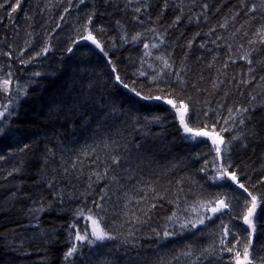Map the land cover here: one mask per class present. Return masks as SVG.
<instances>
[{"label": "trees", "instance_id": "1", "mask_svg": "<svg viewBox=\"0 0 264 264\" xmlns=\"http://www.w3.org/2000/svg\"><path fill=\"white\" fill-rule=\"evenodd\" d=\"M3 2L4 0H0V3ZM93 2L97 5L94 24L105 26L106 31L99 35L108 43L109 37H116L117 43H120V30L116 25L118 20L126 27L129 35L140 31L149 40L153 35L146 31L149 27H158L161 32L168 29L166 43L159 51L172 52L176 68L181 65L184 54L188 53L187 65L190 71L187 78L190 83L187 94L200 101L197 109L204 106L205 100L211 102L213 109L216 108L218 101L225 103V91L228 92V96L225 108L221 110L223 116L228 115V107L244 105L251 109L244 131L249 133L251 130L255 135L249 134L246 140L247 147L237 143L233 147L231 159L234 164L239 165L246 176L252 177L253 182L264 176V86L256 87L260 83V77L264 76V64L256 63L258 60H264V49L259 43L256 45L248 43L254 38L256 28L264 24L260 13L256 14L255 20L250 19L244 14L239 0H196L195 7L192 6L191 0H184L185 16L178 25L169 28L175 16L179 14V9L175 7L179 0H168L167 10H164V0H152L148 12L141 16L143 24L132 19L136 14L133 13L132 6L125 7L126 0H109L107 5L103 0H87L86 5L80 6V21L84 20V13ZM247 2L258 3L259 0ZM75 3L76 0H73V8L66 14L65 21L60 22L61 29L55 33L52 29L55 28L58 17L63 14L64 8L68 6V0H22L21 7L11 17L8 15L10 11L8 6L0 8V53L10 51L13 56V59L9 60L8 57L0 55V67L3 68L0 75L9 71L10 64L14 80L20 81L21 84L33 81L27 84V95L20 100L16 112L10 119L11 136L0 137V155L4 157L0 160V264H102L104 261L111 264L133 262L161 264L162 259L163 264H168L172 256L188 244L193 245L194 259L195 255H199L200 249L208 246L215 238L211 234L216 230L212 222H208L211 227L203 235L187 232L163 242L155 238L151 229L163 230L165 217L170 215L174 208L168 200L175 198L174 194L179 192L181 186L183 192H179V195L182 207L185 199L191 203L210 189L199 171L204 156L199 159L196 157V153H204L201 146H206L203 143L186 142L181 137L183 133L174 114L164 105L145 106L135 113L140 116L141 123L145 115L159 114L163 117L162 125H151L147 135L136 131L138 126L129 116L117 115L104 119V114L113 105L119 106L121 112L126 110L131 97L122 96L121 92L124 89L118 86L116 88L112 84L110 68L101 56L84 52L80 57L81 61L78 62L72 58L77 51L76 48L71 54L65 51L68 37L75 35L73 25L77 24L78 11L74 7ZM203 3L209 5L207 22L204 16H200L199 23L195 19L189 22L187 17L199 15ZM236 11H239L240 15L232 20ZM157 16H160L159 25L153 24ZM226 18L228 28L226 30L219 28V24L224 23ZM210 27H216L215 34L223 35L232 45L231 55L236 59L235 64L228 60L230 54L227 47L223 46V42L219 48L211 43L205 48L199 47L201 42L209 39L205 34ZM197 32L201 35L197 36ZM29 33L32 34L31 37ZM46 33L52 37L54 50L47 57L27 66L20 64L16 57L19 51L26 47L25 42L32 41V47L25 53L27 57L29 53L39 50ZM189 40L192 41L191 49L187 48ZM249 48L258 49L252 53L253 67L256 69L253 75L256 79L244 86L239 84V81L242 77L248 78L249 66L238 57L242 51ZM109 52L116 58L120 74L125 78H132L133 70L139 66L138 60L142 56L143 44L142 42L136 45L125 44L115 51L109 48ZM213 56H216V60L212 67H209ZM225 61H228L229 65L226 69L223 67ZM152 62L159 66V62L154 60ZM145 69L151 71L147 69V65ZM33 71L45 74L33 77L31 75ZM99 71L105 78L99 76ZM201 76L203 80L199 79ZM218 76L224 83L220 90L214 93L212 81ZM140 79L146 80L144 77ZM192 81H198V87L208 91L197 93L191 88ZM40 88L44 90L39 91ZM252 95L256 96L255 101H251ZM108 100L110 108H102L101 104L107 105ZM4 102L6 97L0 94V104ZM98 106L102 108L101 111L98 110ZM136 135L138 139L131 143ZM105 139L109 142L116 139L121 145L127 144L129 148V152H124L121 147L120 152L127 158L124 164L125 166L130 164L132 172L125 171L126 167L120 169L117 173L120 186L112 185L108 193L117 200L123 199L119 206L123 207L129 197L138 198L143 195L139 189L145 188L148 184H152L157 192L166 196V199L157 201L158 207L153 210L152 217L147 223L134 226L132 236H128L130 225L125 224L122 232L124 236L115 241H107L104 246L88 252L83 249V256L78 253L74 258L65 261V252L74 242V232L66 230L69 221L75 220L70 213L81 205L85 208L93 207L91 201L94 198L98 199L101 190L110 183L109 180L95 183L93 194L88 196L86 203L80 197V193L87 189L92 171L102 172L104 169V158L107 154L103 143ZM25 144L29 147L21 152L20 149ZM136 144H140L139 149L135 147ZM47 149H51L52 154H49ZM91 149L95 150L94 153ZM82 152H88V157L81 155ZM97 156L99 160L96 159ZM77 158L83 163H77L76 170L73 171L71 165ZM45 159L48 161L47 165L44 163ZM64 168L69 170L67 176L63 173ZM13 169L19 171L8 176V172ZM52 177H55L54 189H49L47 180ZM177 181H182V185ZM60 189H64V203L61 205L53 202L50 210L38 214V221L30 220L32 213L29 209L39 207L41 200L46 203L52 202L53 191ZM259 190L264 191V188ZM125 192L128 193L126 200L122 198ZM120 193L123 194L122 197ZM69 194L75 197L74 200L80 201L75 203L73 199L68 198ZM110 202L105 205L107 211L103 213L104 216L110 210L111 213L114 211L112 207L107 208ZM147 203L148 201H144L142 205H136L133 200L129 207L135 209L137 215L142 216L139 208L145 207ZM36 223L39 224V228L32 226ZM105 224L109 230H113L107 224V217ZM79 229L84 230L82 227ZM196 231L199 232V229ZM125 237L128 243L124 242ZM21 242L23 251L20 249ZM254 246L256 255L264 256L262 247L264 225L258 227ZM25 251L27 254H24ZM204 264H208V261H204ZM223 264H229L227 253Z\"/></svg>", "mask_w": 264, "mask_h": 264}, {"label": "snow or ice", "instance_id": "2", "mask_svg": "<svg viewBox=\"0 0 264 264\" xmlns=\"http://www.w3.org/2000/svg\"><path fill=\"white\" fill-rule=\"evenodd\" d=\"M22 0H4L0 3V8L8 6L10 11L9 17L21 7ZM241 7L244 10V14L249 16L250 19L255 20L256 14L260 13V18L264 20V0H259L258 3L249 4L247 0H239ZM87 0H76L74 5L77 9V24L73 25L75 31L74 36L68 37V43L65 51L69 54L73 53L77 45L81 42H85L87 52L93 55H99L106 61L107 67L110 68V79L114 81V86H118L127 91L130 94L131 99L128 101L129 107L121 112V109L117 105H113L111 109L104 114V119L109 117H115L117 115L129 116L135 125L138 127L136 131L144 135L148 134V131L153 124L163 123V117L159 114L145 115L143 116V123H141L140 116L136 115L141 108L149 105H164L167 106L173 114L175 120L178 122L179 128L182 130L183 138L186 142L193 144L203 143L207 151L204 153H196V157L199 159L202 155L204 159L199 171L203 174V178L208 183L209 187L215 190L207 197H200L195 201L189 203L187 199L184 200L183 207L180 202L179 192H183L182 186L179 192L174 194V199L168 200L169 203L174 205L170 215L165 217L166 223L163 226V230L152 228L151 232L154 234L157 240L168 241L170 238L176 236H182L187 232H191L193 235H203L211 226L208 222H212L215 225L216 230L211 234L215 237L208 246L200 249L199 255H195L193 251V245L188 244L184 249L175 253L168 261V264H204V261H208V264H223L225 254H228L229 264H264V256L256 255V248L254 246V240L258 236V227L264 225V191H260V188H264V176L260 177L257 181L253 182L251 176H246L243 173L239 165L233 163L231 154L233 147L239 143L240 145L247 147L246 140L249 134L255 135L254 132L249 130L246 133V121L250 118L249 113L251 109L244 105L235 107H228V115L225 117L222 115L221 110L225 108L228 92H224L225 103L217 102L216 108L211 107V102L204 101V106L197 109V105L200 104L199 100H194L191 94H187V88L189 86V80L187 78L190 71L187 65L188 53L184 54V59L181 65L176 68L175 61L172 59V52L159 51L166 43V37L168 35V29L160 31L158 27H149L146 31L152 33V38L149 40L143 32L137 31L131 35L126 30V27L118 20L116 21L117 28L120 30L119 40L117 43L116 37H109L110 43L103 40L99 33H104L106 28L104 25L97 26L94 24V18L97 15V5L92 3L91 7L84 13V20H79L80 6L86 5ZM103 3L107 5L109 0H103ZM152 0H126L125 7L132 6V11L136 15L132 19L138 23L143 24L144 21L141 18L143 13L148 12L151 7ZM184 0H179L175 4V7L179 9V14L175 16L171 28L173 25H178L182 18L185 16ZM191 4L195 7L196 0H191ZM169 4L168 0H164V10H167ZM73 8V0H68V6L64 8L63 14L58 17V22L52 32L61 29L60 22L65 21L66 14H69ZM201 13L195 17L189 15L188 21L192 22L193 19L197 23L200 21V16L205 17L207 22V12L209 5L203 3L201 5ZM103 14V13H101ZM240 15L239 11H236L232 16V20H235ZM149 19H151L149 17ZM160 16H157L153 24L159 25ZM243 27V26H242ZM219 28L227 29L228 21L225 19L224 23L219 24ZM216 27H210L208 33L205 35L209 37L208 40L200 43V48H205L208 43L215 45L217 48L223 46L227 47L229 52L228 60L235 64L236 59L231 55L232 45L227 42L225 37L220 34H215ZM239 29H237V32ZM215 34V35H214ZM196 35H201L197 32ZM245 35L247 33L245 32ZM31 37L32 34L29 33ZM52 37L49 34H45L44 42L39 46L38 51H34L25 57V53L28 48L32 47V41H26V47L21 49L16 57L19 63L27 66L28 64L39 61L54 50V45L51 42ZM143 44L142 56L138 60V67L132 72V78H125L120 74L116 58L110 55L109 48L113 51L117 50L125 44L137 43ZM249 45H256L259 43L262 49H264V24H261L256 28L254 38L248 41ZM90 45L91 47H87ZM192 41L187 42V48L191 49ZM243 48V46H240ZM157 50V51H153ZM213 51V49H208ZM258 51L256 48H249L242 51L238 59L244 61L249 67L247 69V79L243 77L239 81V84L247 86L252 83L256 78L253 73L256 69L253 67L254 61L252 59V53ZM0 55L6 56L9 60L13 59L10 51L2 52ZM159 62V66H156L152 61ZM216 56H213L212 62H209L208 66L212 67ZM256 63L264 64V60H258ZM151 71H147L145 69ZM228 61H225L223 67H228ZM9 71L0 75V94L6 97V102L0 104V137L5 135L11 136V124L10 119L16 112L20 100L27 95V84L33 81L25 82L21 84L20 81L14 80V74L11 71V65L9 64ZM0 73H3V68L0 67ZM41 71H33L31 75L33 77H40L44 75ZM226 75V73H225ZM146 78L141 81L140 78ZM203 80L201 76L199 78ZM234 79V78H233ZM224 83L219 79V76L212 81V92H218L220 86ZM264 86V76L260 77V83L256 87ZM191 88L197 93L201 91H208L207 89H201L198 87V81L191 82ZM256 96H251V101H255ZM225 134H230L226 136ZM104 147L106 150L111 149L110 154L104 164L103 171L93 170L88 178L87 189L80 193V197L86 203L88 196L93 194V185L99 183L101 180H109L110 183L105 185L101 190L98 199L91 201L93 207L85 208L84 206H78L74 209L73 215L75 220L83 218L86 221V226L81 231L75 220L70 224L71 229H75L74 242L71 247L67 249L64 255L65 261L69 258H74L78 253L83 256L84 246H87L89 250L96 247H102L107 241H115L124 233H116L105 224L106 217L103 215L107 211L105 202L111 199L108 194L112 185L120 186V179L117 175L118 171L122 167V163L126 162V157L121 154L120 148L123 147L124 152H129L127 144L121 145L120 141L112 139L109 142L108 139L104 140ZM29 147L25 144L20 149L21 152L25 151ZM137 149L140 148V144H136ZM94 153V149H91ZM49 154L51 149H47ZM81 155L88 157V152H82ZM209 156L211 157L209 159ZM4 157L0 155V160ZM99 160V157H96ZM47 159L44 163L47 165ZM77 163H83L79 158L73 161L71 168L76 170ZM19 169H13L8 172V176H12L13 172H18ZM68 168L63 169L64 175H68ZM82 171V169H81ZM129 171L130 169H125ZM93 177L95 179L93 180ZM182 185V181H177ZM55 177L47 180V187L54 189ZM203 187V186H202ZM139 191L143 195L137 197H129L124 203L123 208L127 209L124 213V222L120 225L124 227V224L130 225L128 228V236H132L133 228L135 225L147 223L152 217V212L158 207L157 201L165 200L166 196L156 191L152 184H148L145 188H140ZM151 193V196H149ZM125 197H128V193H124ZM64 189L59 191H53V201L45 202L41 200L39 207H33L29 209L32 213L30 220L39 219V213L46 210H50L53 202L63 204L64 203ZM69 199L75 198L72 194H69ZM135 200L136 205H142L144 201H148L145 207H140L139 212L141 215H137L135 209H131L129 206L132 201ZM36 202H34V205ZM162 207V205H159ZM238 209V210H237ZM236 221L240 223L237 224ZM39 228V224L32 225ZM203 226V227H201ZM199 229V232L196 230ZM139 230V229H137ZM128 243L127 237L124 240ZM264 247V246H262ZM20 249L23 251V242H21ZM24 254H27L25 251ZM102 264H111V262L104 261ZM134 264V262H133ZM163 264V259L161 260Z\"/></svg>", "mask_w": 264, "mask_h": 264}, {"label": "bare ground", "instance_id": "3", "mask_svg": "<svg viewBox=\"0 0 264 264\" xmlns=\"http://www.w3.org/2000/svg\"><path fill=\"white\" fill-rule=\"evenodd\" d=\"M87 47H91L90 45H88ZM76 50L77 51H75L74 52V54H73V56H72V58H74V60H77L78 62H80L81 61V56L82 55H84V52H87V50H86V44H85V42H81V44H79V45H77L76 46ZM76 61V62H77ZM67 65V64H66ZM106 68V67H105ZM106 71H108L107 69H106ZM100 73H98L99 74V76H101L102 75V73H101V71H99ZM109 72V71H108ZM109 74H110V72H109ZM101 77H103V78H105V76L104 75H102ZM112 81V84L114 85V81L113 80H111ZM103 83H105V81H103ZM116 87V86H115ZM117 88V87H116ZM42 90H44V88H40L39 89V91H42ZM45 90H48V89H45ZM36 91V90H35ZM121 94H122V96H126V98H127V96L128 97H131L130 96V94L129 93H127V91L126 90H123V92H121ZM29 102V101H28ZM107 102V105H104V104H101V107L102 108H105L106 109V107L107 108H110L109 107V105H110V100H108V101H106ZM24 107V106H23ZM100 106H98V110L99 111H101L102 110V108H101ZM71 111V110H70ZM171 112V111H170ZM178 123V122H177ZM181 137H183V135H181ZM138 139V136L136 135V137H133V139H132V142L131 143H133V142H135L136 140ZM201 149H202V151L203 152H205V151H207V148L206 147H204V146H201ZM110 152H111V149H108L107 150V154L105 155L106 157L104 158L105 159V162H106V160H107V157H108V155L110 154ZM129 166H131L130 164H127V166H125V164L124 163H122V167L120 168V169H124V167H126V169H130V172H132V170H131V167H129ZM132 189V188H131ZM215 189L214 188H212V187H210V189L208 188V192L206 193V194H204L203 193V196L204 197H207L209 194H211L213 191H214ZM209 193V194H208ZM122 193H120V196L122 197ZM122 198H124L125 200L127 199V197H125L124 195H123V197ZM73 201L76 203V202H78V201H80V200H77V199H73ZM111 201V202H110ZM108 202H110V204H109V206L107 207V208H113L114 209V211L111 213V210L109 211V213L107 214V215H105L106 217H107V224L108 225H110L112 228H113V231H115L116 233H122L123 231H124V227H121L120 225L124 222V219H125V216H124V213L126 212V211H128L127 209H123V207L122 206H119V203L120 202H123V199H116V198H114V197H111V199L110 200H107L106 202H105V205H107V203ZM114 203H115V205H114ZM84 204V203H83ZM85 205V204H84ZM86 206V205H85ZM108 209V210H109ZM70 215H71V217L73 216L74 217V215H73V213H70ZM67 216H69L68 214H67ZM70 217V216H69ZM69 217H67V218H69ZM71 219V218H70ZM74 222V220H72L71 219V221H69V224L67 225V227H66V230L68 231V232H70V233H72V232H75V229H71L70 228V224L71 223H73ZM75 223L77 224V226H78V228H80V227H82L83 229H85V226H86V222H84V219L83 218H81L80 220H75ZM124 226H126L125 224H124ZM97 248V247H96ZM95 249V248H94ZM84 250L85 251H89V248L87 247V246H84Z\"/></svg>", "mask_w": 264, "mask_h": 264}]
</instances>
